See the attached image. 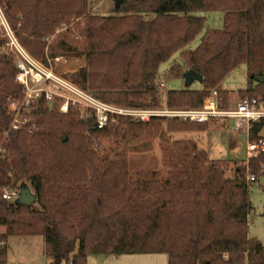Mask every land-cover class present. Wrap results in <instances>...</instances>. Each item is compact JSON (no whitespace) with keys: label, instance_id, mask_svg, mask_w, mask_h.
<instances>
[{"label":"trees","instance_id":"obj_1","mask_svg":"<svg viewBox=\"0 0 264 264\" xmlns=\"http://www.w3.org/2000/svg\"><path fill=\"white\" fill-rule=\"evenodd\" d=\"M89 0H0V7L20 45L36 60L71 53L70 29L53 36L71 17L81 18L85 67L75 83L100 101L123 108H158V67L175 54L180 64L169 75L193 70L200 89L165 93V106L200 108L216 91L226 105L222 80L240 65L248 73V96L264 101V0H121L108 15L88 13ZM197 12H220L223 27L194 50L185 47L204 27ZM73 40V39H72ZM72 42V41H71ZM4 41L0 38V47ZM11 56L0 55V264L6 263L10 236L41 235L49 264H86L88 256L165 254L167 264H264V247L247 233L251 211L245 169L230 177L191 141H177L164 153V176L128 170L125 151L93 149L91 136L123 143L159 128L185 131L176 118L136 121L114 116L97 130L93 120L77 122L43 101L31 113L35 129L9 132L8 104L19 100ZM248 99H254L248 97ZM218 105V101H217ZM223 107V106H222ZM205 131L206 123H189ZM264 123L252 124L250 139ZM98 145L96 144V148ZM112 155V156H111ZM264 175V152L246 165ZM261 168V169H260ZM258 176V177H259ZM25 183L36 196L29 206L2 199V189Z\"/></svg>","mask_w":264,"mask_h":264},{"label":"rangeland","instance_id":"obj_2","mask_svg":"<svg viewBox=\"0 0 264 264\" xmlns=\"http://www.w3.org/2000/svg\"><path fill=\"white\" fill-rule=\"evenodd\" d=\"M89 1L90 4L88 13L94 15H108L114 7L113 0ZM195 15L204 18V27L185 47V50L196 49L202 40H206L207 36L212 31L221 30L223 27V14L220 12H197ZM84 27L85 23L81 18L71 17L67 26H59L53 36L47 37L43 41L46 42L47 46H50L53 41H55L56 36L59 33H63L67 29H70V31H74V36L73 34L69 36V39L72 41H70V43L76 51L71 53H57L52 57L49 56L45 50V62L37 60L40 63L52 68L55 73L73 84H76L75 80L77 79V75L80 69L84 68L86 64L85 55L82 52L84 48L83 40L76 37L77 32L80 33ZM12 63H14L13 58ZM174 64H180L178 54H175L169 60L161 63L158 67V80L159 82L164 83V87L161 88V100L159 107L152 110L201 109L203 105L196 109H170L165 106V93L167 91L186 89L182 77L169 75V69ZM247 85V68L245 65H240L222 80L221 88L227 91V104L220 107V100L217 95V108L222 110H232L240 100L248 97L257 99L264 105V101L258 95L248 96L243 93H238L239 91L246 90ZM187 88L200 89L201 84L193 82ZM15 101L17 100H12L8 104L7 112L9 115L13 108L12 103ZM54 112L58 113L56 110H54ZM74 117L76 119L75 115ZM76 121L79 122L78 119H76ZM178 122L186 124L187 130L174 133L168 132L164 128L166 122H162L158 129L155 128L156 130L152 132L150 131L151 134L142 133L139 136H131L123 143L116 142L114 139H106L100 136L92 135V147L95 150H104V153L109 150L112 152L125 151L127 155L128 170L131 173L155 171L159 173V176H164V153L170 149L174 142L182 140L191 141L196 144L198 150H202L207 153L209 160L223 171L225 177H230L233 171L239 166L244 167L245 173H247V163L245 160L244 150L245 137L242 136L235 141L225 133L226 127L231 125L230 121L211 119L208 123H206L205 131H197L193 127H190V122L181 121L179 119ZM114 123L115 121L111 124ZM96 144L98 145L97 148ZM248 170L250 172V169ZM260 173L261 171H258L254 174L256 180L250 183L248 188V201L250 203L251 211L247 221V233L250 238L256 239L264 247V175L259 176ZM4 231L5 228L0 227V234L4 233ZM5 264H49V260L44 252V242L42 236L32 235L8 237L6 241ZM62 264L68 263L63 262ZM86 264H167V257L165 254L109 255L100 260L99 256L91 255L87 257Z\"/></svg>","mask_w":264,"mask_h":264},{"label":"built area","instance_id":"obj_3","mask_svg":"<svg viewBox=\"0 0 264 264\" xmlns=\"http://www.w3.org/2000/svg\"><path fill=\"white\" fill-rule=\"evenodd\" d=\"M0 38L4 41L0 47V55L11 56L14 60L16 74L14 83L20 86V99L12 103L10 123L6 134L27 130L31 133L35 125L31 113L37 103L43 101L47 107L60 114H73L79 122L93 120L97 130L104 129L114 121V116H126L136 121H148L152 117H169L190 123H208L211 119L230 121L225 129L232 140L245 137V160L257 158L264 152V139H250L252 124L264 123V105L257 99H242L234 109L217 108V93L212 91L204 100L199 110H152L124 109L106 104L90 95L76 84L61 77L54 70L33 58L18 42L0 7ZM164 87V83L161 84ZM3 150L0 147V155ZM247 182H254L256 177L246 173ZM19 190L5 188L1 197L7 202H14Z\"/></svg>","mask_w":264,"mask_h":264},{"label":"water","instance_id":"obj_4","mask_svg":"<svg viewBox=\"0 0 264 264\" xmlns=\"http://www.w3.org/2000/svg\"><path fill=\"white\" fill-rule=\"evenodd\" d=\"M116 5H119L121 0H113ZM184 86L187 88L189 87L193 82L201 83L202 77L200 74L196 73L193 70H188L183 73L182 75ZM259 83H264V75L258 76L255 78V81L253 82V87L257 86ZM52 104L49 105V108H51ZM259 139H264V128L258 133ZM19 190V196L14 201L15 205H22V206H29L33 202L36 201V196L31 192L29 186L25 183L20 184L18 187ZM103 259V257H100V260Z\"/></svg>","mask_w":264,"mask_h":264}]
</instances>
